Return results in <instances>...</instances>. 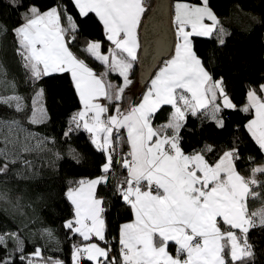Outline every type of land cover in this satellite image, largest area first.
Returning a JSON list of instances; mask_svg holds the SVG:
<instances>
[{
	"label": "snow or ice",
	"instance_id": "6c2138e0",
	"mask_svg": "<svg viewBox=\"0 0 264 264\" xmlns=\"http://www.w3.org/2000/svg\"><path fill=\"white\" fill-rule=\"evenodd\" d=\"M8 2L25 11L21 23L13 28L0 23V37L11 33L14 53L34 95L29 105L19 94L16 81H7V71L0 63V84L6 83L12 90L0 95V108L12 113L0 115V183H6L5 177L24 176L13 173L18 164L31 169L32 162L24 153H53L55 139L31 132L23 123L41 125L49 119L44 89L36 85L53 73H70L82 105L70 117L65 138L82 129L105 156L100 176L70 182L75 186L65 193L73 214L63 227L87 242L73 245L72 264H82L85 259L92 264H255L256 252L248 236L250 230L264 228V207L249 211V200L264 203V163L256 164L249 157L253 167L245 176L238 171L241 154L235 146L214 161L207 158L214 151L212 145L191 152L182 147L189 115L203 116L222 129V112L237 107L225 90L224 78H214L193 48V37H215L223 46L231 35L210 0L175 4V54L155 74L138 102L127 109L121 103L132 84L130 72L140 48L143 0H70L80 17L95 14L103 26L107 51L102 50L101 41H89L83 49L104 67L101 73L72 51L79 25L66 5L41 10L34 3L25 7L24 0ZM111 73H117L122 83L109 80ZM100 98L108 104L100 103ZM246 98L241 110H254V118L245 127L264 153V84L249 87ZM163 106H171L173 111L167 121L154 126ZM123 145L127 152L121 151ZM53 155L62 159L59 152ZM72 158L79 162V153L73 150ZM116 166L126 172L122 179H117ZM110 180L134 217L120 225L116 252L107 243L101 247L92 242L93 238L106 240L104 200L98 196L97 186ZM13 199L14 207L21 208L18 190L0 189V202L11 204ZM26 228L27 224L0 230V264H64L44 255L49 244L60 245L54 229H41L44 246L35 245L27 252ZM172 246L175 254L170 251Z\"/></svg>",
	"mask_w": 264,
	"mask_h": 264
},
{
	"label": "trees",
	"instance_id": "16d2710c",
	"mask_svg": "<svg viewBox=\"0 0 264 264\" xmlns=\"http://www.w3.org/2000/svg\"><path fill=\"white\" fill-rule=\"evenodd\" d=\"M175 0H169L171 3ZM188 2H199V0H182ZM145 12L141 18V28L150 14L155 0H143ZM27 4L34 3L41 10L52 7L54 4L66 5L68 12L75 17L79 25L77 39L70 45L72 51L83 57L95 70L100 71L104 67L94 59L87 56L83 51L87 42L91 39L103 43V51H107L109 42L105 38L102 25L95 14L80 17L77 9L70 0H24ZM211 6L216 14L222 19L224 25L229 29L231 35L226 38L225 45H219L215 37H193V48L197 55L205 62V66L214 78H224L225 90L231 98L235 109H226L222 112L225 127L218 128L210 119L203 116H191L187 118V128L182 132V147L186 152L200 149L204 145H212L214 151L207 155L210 161H214L223 151L235 146L239 149L241 158L237 162L238 170L245 176L248 169L253 167L249 157L255 158L259 163L264 159V153L248 133L245 125L251 116V111H242L246 101L249 87H258L264 84V0H210ZM233 6L242 11V16L236 19ZM170 7V11H171ZM25 8H14L9 6L8 0H0V23L13 28L21 23V13ZM235 17V18H234ZM14 39L9 33L6 37H0V63L7 71V78L15 80L19 94L25 97L31 105V97L34 95V87L27 82L24 69L20 60L14 53ZM169 55V54H168ZM164 56L155 67L165 61ZM139 56L131 70L132 81H138ZM153 68V70L155 69ZM153 70L147 77L149 79ZM108 77L117 82L121 78L117 73H111ZM147 80L143 86L147 84ZM44 89V104L48 111L49 119L41 125H29L23 121L24 127L29 131L38 133L40 136L55 139L53 153L59 152L62 159L56 160L53 153L30 152L24 153V158L32 162L31 169H25L23 164H18L13 173L22 172L23 177H5L6 183H0V189L7 187L14 192L21 193V208L14 207L16 201L11 204L0 202V230H15V226L27 224L24 230L27 237L26 251L32 252L35 245L44 246L45 241L41 239L40 230L43 228L54 229L55 235L60 240L57 248L49 244L44 252L45 256L64 261V264H72L73 245L82 241L78 235H73L63 227L64 222L73 214V206L66 199L67 188L75 186L74 183L80 179L90 178L101 173V165L105 156L97 151L90 142L89 133L80 130L65 138L64 132L69 127L70 117L80 107L79 98L69 73H53L44 77L36 88ZM140 93L130 97L134 102ZM127 101L121 103L124 106ZM111 110V108H110ZM171 106H163L154 119L153 123H161L168 119ZM30 114L25 113V116ZM0 115L11 116L12 113L6 108H0ZM21 119L20 116L16 117ZM52 147V145H49ZM127 145H123L121 151L125 152ZM73 150L79 153V162L72 158ZM117 179L126 176V172L116 166ZM97 194L104 200V219L107 225L105 233L106 240L101 243L111 245L113 251H118L117 236L119 224L133 217L131 209L116 194L114 182L109 181L106 185L97 186ZM264 203L261 200H249V209L253 210ZM21 212L24 214L21 215ZM249 242L253 244L256 252L255 264H264V228H254L249 232ZM84 264H92L86 259Z\"/></svg>",
	"mask_w": 264,
	"mask_h": 264
},
{
	"label": "water",
	"instance_id": "95a60500",
	"mask_svg": "<svg viewBox=\"0 0 264 264\" xmlns=\"http://www.w3.org/2000/svg\"><path fill=\"white\" fill-rule=\"evenodd\" d=\"M140 39L138 83L143 85L156 63L172 49L173 30L169 0H155L141 28Z\"/></svg>",
	"mask_w": 264,
	"mask_h": 264
},
{
	"label": "crops",
	"instance_id": "0c3cea01",
	"mask_svg": "<svg viewBox=\"0 0 264 264\" xmlns=\"http://www.w3.org/2000/svg\"><path fill=\"white\" fill-rule=\"evenodd\" d=\"M176 3H189V4H196V3H198V2H188V1H182V0H175V1H173L172 3H171V11H170V16H171V25H172V30H173V44H172V49H171V52L169 53V55L166 57V59H165V61H163L161 64H159L157 67H155V69L153 70V73L150 75V77H149V79L147 80V84L145 85V86H143V85H141V84H139L138 83V81H136L137 83V86H138V88H136L135 89V92H133V96H136L137 94H139L140 93V95H139V97L134 101V102H138V100L142 97V94L147 90V87L148 86H150V84H151V80L155 77V74L159 71V69L161 68V67H163V65H164V63L167 61V60H169L174 54H175V44L177 43V35H176V23H175V4ZM50 8V7H49ZM48 9V8H47ZM46 10V9H45ZM233 12H235L234 14H236V19L237 18H240L241 16H242V11L237 7V6H233V8H232V13ZM235 18V17H234ZM237 20H239V19H237ZM239 21H241V20H239ZM207 22V21H206ZM102 25V24H101ZM102 28H103V26H102ZM103 31H104V29H103ZM139 31H140V26H139V29H138V38H139V42H140V35H139ZM89 41H98V40H93V39H91V40H89ZM88 41V42H89ZM109 47V46H108ZM138 54H139V49H138V51H137V57H138ZM80 58H82V59H84L83 57H81V56H79ZM86 63H88V62H86ZM88 65L90 66V67H92L89 63H88ZM93 68V67H92ZM94 69V68H93ZM95 70V69H94ZM97 73H101V72H103L104 71V68L103 69H101L100 71H97V70H95ZM70 74V73H69ZM71 76V75H70ZM121 78V77H120ZM108 79L109 80H111L113 83H115V84H120V83H122V78H121V81L120 82H117L115 79H112V78H110V77H108ZM130 79L132 80V77H131V73H130ZM74 84V83H73ZM78 95V94H77ZM80 102V101H79ZM99 102L100 103H103V104H108V101H106V100H104L103 98H100V100H99ZM134 102H132V103H134ZM132 103H126L124 106H121V108L122 109H127L128 107H129V105L130 104H132ZM247 104V98H246V101H245V103L243 104V106H242V108L245 106ZM82 108V105H81V102H80V107L78 108V110L77 111H79L80 109ZM76 111V112H77ZM173 111V109L171 108V112ZM170 112V113H171ZM109 114H111V110H110V113ZM254 118V110H251V116H250V118L247 120V123H248V121L249 120H251V119H253ZM165 121H167V120H165ZM165 121H163V122H165ZM163 122H161V123H163ZM161 123H154V126H156V125H159V124H161ZM127 149H128V147H127ZM261 163H264V159H263V161H261V162H259V163H256V164H261ZM239 171V170H238ZM242 175H244L243 173H241ZM101 175V174H100ZM100 175H96V176H93V177H90V178H86V179H93V178H96V177H98V176H100ZM262 207H264V205H261V206H259V207H257V208H255V209H253V210H258V209H260V208H262ZM249 211H252L251 209H249ZM134 219V217H132L131 219H129V220H126V221H123V222H121L120 224H119V228H120V225H122L123 223H126V222H130L131 220H133ZM222 227H227V226H223L222 225ZM119 228H118V236H117V248H119V245H118V237H119ZM238 231V230H237ZM93 239H95V240H98V238H93ZM83 241V240H82ZM99 241V240H98ZM170 251L173 253V254H175V247L174 246H172V247H170Z\"/></svg>",
	"mask_w": 264,
	"mask_h": 264
},
{
	"label": "rangeland",
	"instance_id": "374dc122",
	"mask_svg": "<svg viewBox=\"0 0 264 264\" xmlns=\"http://www.w3.org/2000/svg\"><path fill=\"white\" fill-rule=\"evenodd\" d=\"M158 1H161V0H158ZM142 77V76H141ZM0 79H3V77H0ZM7 81H10L7 77H6ZM137 82L132 81V84L129 85L128 89H126V96H127V101L126 102H130V97H132L134 94L133 92H135V89L138 88ZM11 88L8 86V84L4 83V84H0V95H9L11 94ZM92 242H96V243H99L101 247H104L105 246V243H101L100 241L98 240H95L93 239ZM83 243H87V242H84V241H80L78 242V244H83ZM84 264V263H82Z\"/></svg>",
	"mask_w": 264,
	"mask_h": 264
},
{
	"label": "built area",
	"instance_id": "2783aa9c",
	"mask_svg": "<svg viewBox=\"0 0 264 264\" xmlns=\"http://www.w3.org/2000/svg\"><path fill=\"white\" fill-rule=\"evenodd\" d=\"M89 136H90V134H89ZM127 151H128V149L125 150V152H127Z\"/></svg>",
	"mask_w": 264,
	"mask_h": 264
}]
</instances>
